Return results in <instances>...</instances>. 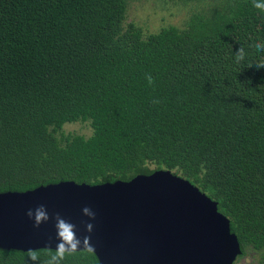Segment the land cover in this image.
<instances>
[{
  "label": "trees",
  "instance_id": "16d2710c",
  "mask_svg": "<svg viewBox=\"0 0 264 264\" xmlns=\"http://www.w3.org/2000/svg\"><path fill=\"white\" fill-rule=\"evenodd\" d=\"M169 1L181 25L146 33L125 23L129 0H0V192L167 169L216 202L237 257L264 264V11ZM0 264L34 262L0 249ZM61 264L97 261L79 250Z\"/></svg>",
  "mask_w": 264,
  "mask_h": 264
},
{
  "label": "water",
  "instance_id": "95a60500",
  "mask_svg": "<svg viewBox=\"0 0 264 264\" xmlns=\"http://www.w3.org/2000/svg\"><path fill=\"white\" fill-rule=\"evenodd\" d=\"M40 205L50 218L34 227L27 212ZM85 207L94 219L84 215ZM57 213L76 225L81 241L90 237L97 264H233L241 253L216 202L167 169L126 181L65 180L0 192V249L55 250ZM79 250H86L83 243Z\"/></svg>",
  "mask_w": 264,
  "mask_h": 264
},
{
  "label": "clouds",
  "instance_id": "9594fccd",
  "mask_svg": "<svg viewBox=\"0 0 264 264\" xmlns=\"http://www.w3.org/2000/svg\"><path fill=\"white\" fill-rule=\"evenodd\" d=\"M253 6L255 8L261 9L264 11V0H253ZM255 48L258 51H264V44L257 43ZM245 52L243 47L241 46L239 50L236 52V60L237 62L244 59ZM257 69L264 68V62L255 64ZM149 83L152 82V77H147ZM154 103H158V101H154ZM84 215L94 219L95 214L88 208L85 207L83 209ZM28 217L34 218V227H39L42 222H47L49 220L48 212L46 211L43 205L38 206L35 210H29L27 212ZM55 228L57 232V239L59 243L56 245V248L51 251L49 248L48 259L41 262L39 254L36 250L29 249L27 251V257L34 262V264H61L66 257V255H72L78 251L81 243H83V249L91 252L93 251V247L90 245V237L85 236L83 241H81L76 235V225L71 222L66 221L64 218L61 217L59 213L55 214ZM86 229L90 233L93 229V225L91 223L86 224Z\"/></svg>",
  "mask_w": 264,
  "mask_h": 264
},
{
  "label": "rangeland",
  "instance_id": "374dc122",
  "mask_svg": "<svg viewBox=\"0 0 264 264\" xmlns=\"http://www.w3.org/2000/svg\"><path fill=\"white\" fill-rule=\"evenodd\" d=\"M156 0H129L125 13V23L133 22L139 25L144 32L155 31L162 25L174 24L181 25L185 13L172 6L166 0L162 6ZM65 131H73L88 134V128L79 123L65 124ZM152 168V166H150ZM233 264H258L257 256L250 250H245L243 255L237 257Z\"/></svg>",
  "mask_w": 264,
  "mask_h": 264
}]
</instances>
